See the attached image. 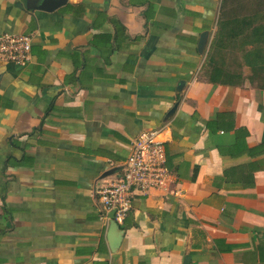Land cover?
<instances>
[{"label":"crops","instance_id":"1","mask_svg":"<svg viewBox=\"0 0 264 264\" xmlns=\"http://www.w3.org/2000/svg\"><path fill=\"white\" fill-rule=\"evenodd\" d=\"M221 2L0 0L32 36L0 60V264H264V89L200 76ZM160 127L171 184L121 233L97 187Z\"/></svg>","mask_w":264,"mask_h":264},{"label":"built area","instance_id":"2","mask_svg":"<svg viewBox=\"0 0 264 264\" xmlns=\"http://www.w3.org/2000/svg\"><path fill=\"white\" fill-rule=\"evenodd\" d=\"M32 36L0 34V60L25 65L31 58ZM164 127L142 130L132 141L122 172L97 187L101 218L123 224L137 193L164 190L171 184ZM114 211L113 218L110 213Z\"/></svg>","mask_w":264,"mask_h":264},{"label":"trees","instance_id":"3","mask_svg":"<svg viewBox=\"0 0 264 264\" xmlns=\"http://www.w3.org/2000/svg\"><path fill=\"white\" fill-rule=\"evenodd\" d=\"M200 76L230 86L264 89V0H222Z\"/></svg>","mask_w":264,"mask_h":264},{"label":"water","instance_id":"4","mask_svg":"<svg viewBox=\"0 0 264 264\" xmlns=\"http://www.w3.org/2000/svg\"><path fill=\"white\" fill-rule=\"evenodd\" d=\"M66 0H38V3H37V7L40 8V9H49V10H52L56 7H58L59 5H62L63 3H65ZM184 83L181 82L179 87V89H182L184 87ZM178 105V104H177ZM177 105H175L172 109H171V112L174 111L177 107ZM115 171V169H110L106 172V175L107 174H110V173H113ZM113 215H114V211H112L110 213V216L113 218ZM111 228L113 229H117L118 231H120L121 233H123V229L121 228V225H119L117 222H115L113 219H111Z\"/></svg>","mask_w":264,"mask_h":264}]
</instances>
